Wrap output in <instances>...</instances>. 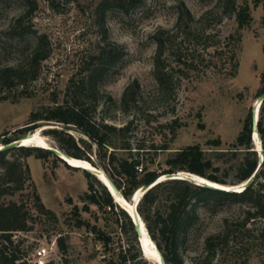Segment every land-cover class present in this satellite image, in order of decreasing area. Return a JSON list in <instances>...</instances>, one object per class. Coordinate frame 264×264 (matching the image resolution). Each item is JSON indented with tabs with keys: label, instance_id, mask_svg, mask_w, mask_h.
I'll list each match as a JSON object with an SVG mask.
<instances>
[{
	"label": "rangeland",
	"instance_id": "374dc122",
	"mask_svg": "<svg viewBox=\"0 0 264 264\" xmlns=\"http://www.w3.org/2000/svg\"><path fill=\"white\" fill-rule=\"evenodd\" d=\"M33 1L32 12L22 21L36 34L46 35L49 53L39 64L37 78L26 84L30 96L14 99L18 89L0 85V95L7 96L0 100V133L7 132L11 138L22 135L17 129L30 124V111L52 104L55 95L62 100L68 79L88 55L96 52L102 38V21L96 13L100 0ZM226 2L247 4L251 21L239 28L235 15L226 12ZM263 2L140 0L126 11L106 10L103 21L107 37L121 44L126 55L101 81L104 95L99 108L109 109L105 111L111 116L109 121L117 125L133 121L130 138L133 146L143 145L142 157L150 169H170L166 160L173 151L198 144L222 164L217 172L220 176L236 178V165L244 152H232L230 144L262 86ZM181 3L191 13L190 30L176 22ZM26 8L24 0H0V67L24 63L34 46L35 35L19 39L11 28ZM160 32L166 38L162 61L171 75L167 88H160L154 73L153 35ZM133 80L139 84V101L131 113H123L118 103L123 89ZM41 124L33 132L37 130L54 147L52 137L43 133L53 125ZM71 133L79 135L74 130ZM252 144L253 149L258 148ZM256 155L259 160L258 151ZM91 156L97 161L95 151ZM8 158L28 164L30 174L21 189L6 197L23 204L26 212V229L14 230L13 242L7 248L20 256L18 261L31 264L33 250L42 246L47 250L42 258L47 264H124L122 255L129 258L137 252L142 259L136 264H155L143 257L137 235L118 208L97 207L81 200L86 190L81 168H67L52 155L42 161L33 155L23 156L18 150L8 153ZM31 181L54 216L36 208ZM164 195L165 191L161 193ZM164 205L161 202L160 207L164 209ZM248 207V203L234 199L203 196L197 203V219L179 248L183 264L199 262L205 237L219 232L227 234V244L218 247L212 261L200 264H264V218L247 219ZM78 219L81 225H77Z\"/></svg>",
	"mask_w": 264,
	"mask_h": 264
},
{
	"label": "trees",
	"instance_id": "16d2710c",
	"mask_svg": "<svg viewBox=\"0 0 264 264\" xmlns=\"http://www.w3.org/2000/svg\"><path fill=\"white\" fill-rule=\"evenodd\" d=\"M24 1L27 8L23 14L14 19L11 28L19 39L30 34L35 35L34 46L24 63L0 67V85L4 87L14 85L18 89L14 99L31 95L26 84L29 80L37 78L39 64L49 53L46 35L36 34L30 25L24 24L22 21L35 6L33 0ZM138 1L140 0H100L98 2L96 13L102 21L100 23L102 38L98 49L88 55L79 70L70 76L62 100L60 101L55 95L52 97V104L42 105L30 111L28 116L30 124L17 129V131L24 134L38 128L42 125L41 123L53 125L46 128L43 133L52 137L56 143L54 147L69 156L89 161L95 167L100 165L128 201L131 200L133 192L143 184L160 175L178 170L188 171L221 184L234 185L245 181L253 173L259 161L251 139V111L247 112L240 131L230 144L232 152H244V156L236 165V178L228 180L217 173L223 168L222 164L216 162L217 158L208 156L198 144L187 145L173 151L166 160L171 165L170 169L161 171L150 169L142 157V152H145L143 145L133 146L130 138L133 121L127 120L123 124L117 125L109 121L111 116L105 112L109 109L99 108L102 103L100 98L104 95V91L100 87L101 81L110 69L115 67L126 55V50L121 44L107 37L103 21L105 12L111 8L126 11L127 6L134 5ZM225 5L226 12L235 15L239 28L246 26L251 21L252 17L247 4L226 2ZM190 20H192L190 11L181 3L178 8L177 24L184 23L190 30ZM262 22L264 24V2ZM153 38L156 43L154 55L156 82L160 88H167L171 81V75L165 70L162 61L166 38L162 32L154 34ZM261 81L260 94L264 92V69L261 73ZM6 98L7 96L0 95V100ZM106 98L112 103L114 102L110 95H107ZM138 101L139 84L137 80H133L123 89L118 108L123 113H131L137 107ZM256 126L262 144V165L255 180L249 186L240 191H225L198 185L186 179H165L150 187L141 196L137 204V211L166 264H183L179 248L186 242L187 233L197 219V203L203 200V196L246 202L249 204L247 219L264 218V98L259 107ZM71 130L78 132L79 135L75 136ZM6 134L7 132L0 133V144L8 143L18 137L11 138ZM216 145H219V142H216ZM93 146H95V150H93ZM13 150L20 151L23 156L33 155L42 161H46L52 155L67 168L78 169V167L68 165L44 147L27 145L0 151V261L3 264H25L23 260L18 261L20 256L14 250H7L13 242L12 232L26 229V212L23 204L13 199H6V197L21 189L23 180L30 178L28 164L18 159L8 158V153ZM93 151H95L97 161L92 159ZM83 174L86 178V190L81 195V200L97 207L106 205L110 209L118 208L135 233L131 218L123 208L114 202L106 186L89 171L83 170ZM31 187L36 208L40 212L54 216V212L43 204L32 181ZM163 191H165V195L161 196ZM161 202L165 203L164 209L160 207ZM77 225H81L79 219ZM226 235L225 232H219L206 236L204 253L200 261L195 264L212 261L218 247L227 244ZM59 244L62 247L61 239ZM122 259L124 264L128 259L131 260V264H136L142 258L137 252L131 254L129 258L124 254Z\"/></svg>",
	"mask_w": 264,
	"mask_h": 264
},
{
	"label": "water",
	"instance_id": "95a60500",
	"mask_svg": "<svg viewBox=\"0 0 264 264\" xmlns=\"http://www.w3.org/2000/svg\"><path fill=\"white\" fill-rule=\"evenodd\" d=\"M263 98H264V92L261 93L258 96V98H257V101H258L259 105L261 104V101H262ZM258 104L257 105L254 104V106H253V108L251 110V112H252V134H251V139H252V141H253V132L254 131L257 132L256 123H257V119L258 118L256 119V110H258V108L260 107ZM32 134H33V131H29L27 133H24V134L18 136L17 138L12 139L8 143L0 144V151L11 149V148L18 147V146H27V145L23 144V140L26 137L31 136ZM29 146H33V145H29ZM44 148L49 149L53 154H55L57 157H59L61 160H63L65 163H67L68 165L71 166L70 162H68V160H67L68 159L67 157H70L69 155H67L66 153H64L60 149H58L56 147H53V146L44 147ZM255 150L260 153V159L258 161V164H257L255 170L253 171V173L245 181H243L241 183L230 185V184H221V183L209 180V179H207L205 177H203L204 180H195L192 176L178 177V176H181L179 174L181 171H176V172H171V173H166V174L160 175V176L156 177L154 180H152V181H150L148 183H145L142 186H140L139 187L140 190H139L138 195L135 196V192H134L133 195H132V198H131L132 200L136 199V200H134V206H133L132 211L126 210L125 208H123L119 204L118 205L121 208H123L127 212V214L129 215V217L131 218L132 224L134 226L135 233H136V235H137V237L139 239L140 234H141V227L143 226L144 228H146V226H145V223L143 222L141 216L139 215V213L137 211V204H138V201L140 200L141 196L143 195V193L146 190H148L150 187H152L156 183H158V182H160L162 180H165V179H186V180L191 181V182H193L195 184L204 185V186L209 187V188H215V189H220V190H225V191H230V190L231 191H238V190H235L236 186L240 185L242 189L247 187V186H249L251 183H253V181L255 180V178H256V176L258 174L259 169L261 168V165H262V144H261V140H260L259 147L256 148ZM81 169L89 171L94 176H96L97 179L100 180V178H98V176L95 173V171H92V170H90L88 168H81ZM104 174H105V172H104ZM105 176H106L108 184H104V185L107 187V189L110 192V194L113 197V199H115V197H114L115 194H119V195L122 196V194L120 193L118 188L113 184L111 179L106 174H105ZM198 177H200V175H198ZM227 187H230L231 189L227 190ZM146 231H147V229H146ZM159 254H160L159 264H166L162 254L160 252H159Z\"/></svg>",
	"mask_w": 264,
	"mask_h": 264
},
{
	"label": "bare ground",
	"instance_id": "6f19581e",
	"mask_svg": "<svg viewBox=\"0 0 264 264\" xmlns=\"http://www.w3.org/2000/svg\"><path fill=\"white\" fill-rule=\"evenodd\" d=\"M258 104V101H256L255 105ZM259 105V104H258ZM260 106V105H259ZM258 107V106H257ZM259 115V108L256 110V119L258 118ZM46 137L44 135H41L37 130L33 132V134L29 137H26L23 140V144L25 145H33V146H40V147H51L48 142H46ZM253 142L256 146L259 147L260 145V136L256 131L253 132ZM62 151V150H61ZM68 162H70L71 166L73 167H78V168H88L92 171H95L97 174L98 178H100V181L103 184H108L106 176L104 174V171L99 168L95 167L92 165L90 162L84 160V159H79L75 157H67ZM181 176L178 177H184V176H192L195 180H204L202 176L198 177L197 174L194 173H189L188 171H181L179 173ZM240 183V182H239ZM226 186V185H225ZM107 188V187H106ZM230 187H227V190H230ZM140 188H137L135 192V196L138 195ZM235 190H242L241 186L238 185L236 186ZM133 192V193H134ZM133 195V194H132ZM115 199L114 202L125 208L126 210L132 211L133 206H134V200L128 201L124 196H121L119 194L114 195ZM132 197V196H131ZM139 243L141 246L142 254L143 257L155 264H159V251L154 245V242L152 241V238L150 237L149 233L146 231V229L142 226L141 227V234L139 237Z\"/></svg>",
	"mask_w": 264,
	"mask_h": 264
},
{
	"label": "built area",
	"instance_id": "2783aa9c",
	"mask_svg": "<svg viewBox=\"0 0 264 264\" xmlns=\"http://www.w3.org/2000/svg\"><path fill=\"white\" fill-rule=\"evenodd\" d=\"M138 170H141V168H138ZM46 253L47 250L45 247H36L32 252L33 259L31 261V264H45V261H43L42 258L45 256Z\"/></svg>",
	"mask_w": 264,
	"mask_h": 264
}]
</instances>
